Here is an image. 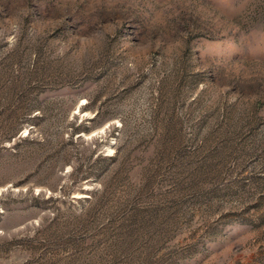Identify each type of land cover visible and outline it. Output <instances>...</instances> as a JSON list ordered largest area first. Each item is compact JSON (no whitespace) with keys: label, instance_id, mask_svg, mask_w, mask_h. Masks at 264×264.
I'll return each mask as SVG.
<instances>
[{"label":"rangeland","instance_id":"374dc122","mask_svg":"<svg viewBox=\"0 0 264 264\" xmlns=\"http://www.w3.org/2000/svg\"><path fill=\"white\" fill-rule=\"evenodd\" d=\"M0 264H264V0H0Z\"/></svg>","mask_w":264,"mask_h":264}]
</instances>
